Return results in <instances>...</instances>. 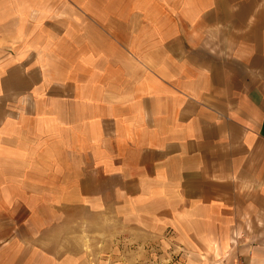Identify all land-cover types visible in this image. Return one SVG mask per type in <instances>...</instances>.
<instances>
[{
	"label": "crops",
	"instance_id": "crops-1",
	"mask_svg": "<svg viewBox=\"0 0 264 264\" xmlns=\"http://www.w3.org/2000/svg\"><path fill=\"white\" fill-rule=\"evenodd\" d=\"M92 217L264 264V0H0V264H90Z\"/></svg>",
	"mask_w": 264,
	"mask_h": 264
},
{
	"label": "rangeland",
	"instance_id": "rangeland-1",
	"mask_svg": "<svg viewBox=\"0 0 264 264\" xmlns=\"http://www.w3.org/2000/svg\"><path fill=\"white\" fill-rule=\"evenodd\" d=\"M73 214L74 216L76 215V213ZM98 220L95 217L89 218V228H102V224L105 223V226H103L105 228L104 232L90 231L85 233L79 232L67 234V232H64V227L67 224L62 223L61 227L58 226V228L61 229H58V231L56 232L57 240H62L63 238L68 236L67 240H73V247H76V244L82 242L83 240V242L85 243H83L84 251L88 255L90 264H125L123 263V259H125L129 255H133L132 253L134 252L137 253V251L134 248H130L127 240L121 238L120 242V239L116 238L118 237V234H114L113 232H111L112 227L110 219L107 220L105 218L102 219V221ZM124 235L125 234H122V236ZM135 256L137 259V254ZM139 256H142V254H138V257Z\"/></svg>",
	"mask_w": 264,
	"mask_h": 264
}]
</instances>
